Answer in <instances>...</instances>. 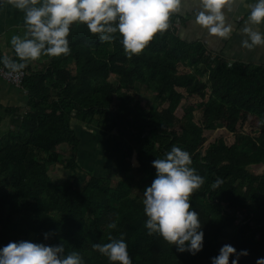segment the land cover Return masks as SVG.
<instances>
[{
  "label": "trees",
  "instance_id": "trees-1",
  "mask_svg": "<svg viewBox=\"0 0 264 264\" xmlns=\"http://www.w3.org/2000/svg\"><path fill=\"white\" fill-rule=\"evenodd\" d=\"M177 19L174 14L169 29L131 57L118 33L101 42L74 24L70 54L27 62L22 87L30 99L22 114L0 94V109L15 127H2L6 118L0 115V244L39 240L42 230L53 229L50 242L61 237L66 253L79 252L83 264H109L92 245L121 233L133 264H210L223 243L249 250L240 264L264 256V173L249 170L264 165V66L228 65L203 43L184 40ZM132 80L153 93L150 105ZM79 122L131 146L117 165L123 172L127 164L128 177L115 182V175L94 174L80 161ZM61 144L70 149L65 162L55 148ZM173 145L191 154L192 167L205 178L190 197L205 231L204 249L195 256L177 252L144 227V187L155 175L151 161ZM133 149L138 164L132 168ZM217 178L223 183L213 189ZM112 223L115 228L108 227Z\"/></svg>",
  "mask_w": 264,
  "mask_h": 264
},
{
  "label": "clouds",
  "instance_id": "clouds-1",
  "mask_svg": "<svg viewBox=\"0 0 264 264\" xmlns=\"http://www.w3.org/2000/svg\"><path fill=\"white\" fill-rule=\"evenodd\" d=\"M185 0H0L23 13V35H12L10 44L15 58L0 55V64L11 73L27 67L28 61L42 56L68 55L70 31L74 24H83L101 42H111L119 34L124 52L131 57L140 54L153 38L166 32L174 14L184 11ZM195 23L205 28L209 35L227 37L233 25L226 23L224 9L234 0H197ZM253 25L257 26L256 28ZM264 0H254L249 5L248 21L240 33L246 38L241 47L252 50L264 47ZM138 164V161L136 162ZM191 154L173 145L162 158L151 161L155 175L143 192V211L147 219L144 227L149 236L156 234L174 246L179 253L195 256L205 246L204 224L190 197L205 183V178L192 167ZM223 183L217 178L212 188ZM115 228L114 223L108 225ZM42 239H16L0 244V264H83L79 252L66 253L61 237L52 241L56 231H41ZM92 247L105 256L109 264H133L124 234L109 236L106 243ZM248 249H237L223 243L217 254L209 258L210 264H240L248 256ZM255 264H264V256Z\"/></svg>",
  "mask_w": 264,
  "mask_h": 264
},
{
  "label": "crops",
  "instance_id": "crops-1",
  "mask_svg": "<svg viewBox=\"0 0 264 264\" xmlns=\"http://www.w3.org/2000/svg\"><path fill=\"white\" fill-rule=\"evenodd\" d=\"M254 0H234V3L224 9L226 23L233 25L232 31L227 37L209 35L205 28L195 23V12L192 9L199 5L197 0H185L183 4L184 11L175 14L177 19L178 34L188 42L199 41L203 43L208 50L214 54L222 55L228 65L236 61L245 64H255L264 66V47H256L252 50L241 47V40L246 37L240 33L241 27L248 21L249 5ZM254 28L257 26L253 25ZM260 31H264V25L259 26ZM25 31L23 23V13L11 5H5L0 8V50L3 54L13 57L14 50L8 41L12 35H23ZM1 98L2 101H8L14 104L18 97L14 96L15 89L25 90L24 87H18L0 76ZM27 92V91H26ZM28 101L26 99L18 105L20 110H25ZM15 106V105H12ZM79 134V133H78ZM117 141L125 142L120 136H116Z\"/></svg>",
  "mask_w": 264,
  "mask_h": 264
},
{
  "label": "rangeland",
  "instance_id": "rangeland-1",
  "mask_svg": "<svg viewBox=\"0 0 264 264\" xmlns=\"http://www.w3.org/2000/svg\"><path fill=\"white\" fill-rule=\"evenodd\" d=\"M10 42V39L8 40ZM37 65V64H36ZM35 68H37L38 70L42 69L43 67L38 64V66H34ZM4 68V67H1ZM26 71V75L28 74V70L24 69ZM113 78L115 80H117L119 78L118 75H113ZM12 83V82H10ZM14 84V83H12ZM15 86H18L16 84H14ZM131 86L133 88H135L138 93L140 94V97L142 98V100L146 101L147 105L151 104V101L154 99L155 97L153 95L152 92L148 91L144 86H142L140 83L136 82V81H131ZM21 87V86H18ZM27 91V90H26ZM25 90H21V89H15L14 90V96L18 97L17 101L13 102L14 104H9L8 101H5L6 105H21V103L26 99V101H29L30 96L28 94V92H26ZM2 101V100H1ZM183 106H181L178 109V113H182L183 112ZM24 112V110H20V113L22 114ZM0 115L4 116L6 118V120L3 122L2 127H4L5 129L8 127V129L11 128H15L14 125L11 124V116L5 113L4 109H0ZM77 132L79 133V137H80V149H79V155H80V161L87 163L88 165H90L91 169L89 170L90 172L95 174V171L93 170H103L104 172H106L105 175H115V177H113L114 181L117 182V178L119 177H128L130 171L128 172V167L127 164L125 165V170L123 172L121 171L122 169H117L118 168V163H120V159L123 158V160L125 158H128V155L130 153V150L132 149L131 146H129L127 143L126 146L123 147L119 146L117 143V135L116 134H106L104 132H101L97 129L96 125H88L85 123H78L77 124ZM56 149H58L62 154V162H65L70 149L65 150L67 147V145L65 144H61V145H56L55 146ZM130 162H131V167L133 168L134 166L137 165V158H136V154L135 151H132V153L130 154ZM56 169L55 172L57 175L62 174L61 169H62V165L59 164L58 166H55ZM127 168V169H126ZM249 170L255 173H264V165H252L249 167ZM88 171V172H89ZM86 172V171H85ZM79 173L83 174L84 176H88L87 173H82L79 171ZM110 175V176H111ZM117 175H121V176H117ZM82 178V177H81ZM87 179V178H85ZM79 182H83L82 180ZM77 185L78 182H77Z\"/></svg>",
  "mask_w": 264,
  "mask_h": 264
},
{
  "label": "built area",
  "instance_id": "built-area-1",
  "mask_svg": "<svg viewBox=\"0 0 264 264\" xmlns=\"http://www.w3.org/2000/svg\"><path fill=\"white\" fill-rule=\"evenodd\" d=\"M0 76L2 78H4L5 80L12 82L18 86H23V81L24 78L26 76V71L23 69L20 72L17 73H11L9 70L4 69V68H0ZM133 151H135L136 154V158H137V153L136 150L133 149ZM240 222V221H239Z\"/></svg>",
  "mask_w": 264,
  "mask_h": 264
}]
</instances>
